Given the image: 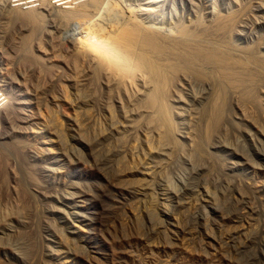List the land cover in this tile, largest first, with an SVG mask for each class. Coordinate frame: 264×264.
Masks as SVG:
<instances>
[{"label": "rangeland", "instance_id": "1", "mask_svg": "<svg viewBox=\"0 0 264 264\" xmlns=\"http://www.w3.org/2000/svg\"><path fill=\"white\" fill-rule=\"evenodd\" d=\"M13 1L0 0V264H264V0H67L92 11L78 21ZM131 14L167 43L185 33L162 79L85 59L90 25Z\"/></svg>", "mask_w": 264, "mask_h": 264}, {"label": "bare ground", "instance_id": "2", "mask_svg": "<svg viewBox=\"0 0 264 264\" xmlns=\"http://www.w3.org/2000/svg\"><path fill=\"white\" fill-rule=\"evenodd\" d=\"M36 1L38 2L39 0H15L12 3H15L14 6H21V8L22 6L23 7L25 6L26 7L25 10L29 11L30 8H34L33 6ZM66 1L67 0H51V3L53 4V6L55 5L56 7H60V8L63 7V10H65L63 12L65 13L64 16L68 21H71V20L78 21L80 19L82 20L90 19L91 15L89 13L91 10L89 11L84 10L85 12L83 11L79 12L78 10L76 13V11H71V8H68L70 10L65 8L68 6L66 5ZM74 1L77 3V5L81 3L80 2L81 0H74ZM91 2L93 3L94 9L95 7L97 8L98 5L100 4H101L100 6L103 5L102 0H91ZM112 11L114 10H111V13H113ZM32 12L30 11V12H26L22 14L25 17L26 15L29 16L30 14H32ZM133 14H131V16L128 17L129 18L128 23L126 21L124 22L120 21L122 23L126 22L125 23L126 25L125 24L121 25L122 23H119V20L118 22L117 20L116 21L114 20L116 23L115 24L113 20L111 21L109 18L110 21L108 23H106L107 21L105 22V19H104L103 22L100 21V23L105 22L104 24H100L98 22L96 24L94 23V25H90V27L87 28L84 37L81 38V44H82L83 54L85 56L86 61L88 62L89 65L94 66L93 69L95 70H93L94 71L93 73H97V74L99 73L98 75H100L101 72L102 74H104V71H105L107 73H110V75L119 76L121 78L124 77L128 79L130 76L132 80L134 77H146L148 79L150 78V79H157V80L165 77L166 68H164V65L166 61H168L169 59L168 57L169 56L171 57V55H169V50L170 51L174 50L176 49L175 47H177V50L181 48L182 46L181 39L183 38V35H185V33L183 34L182 32H180L181 33L180 36H182L180 40L179 38H175L177 36L173 37L174 40L172 44L175 43L174 45H172L171 42H168L170 43L168 44L165 38L163 37L164 38L163 39L162 35L158 34L159 31H157L158 33H156L151 28L145 27L144 23L142 24L138 22L141 20H138L136 18L137 15L135 16ZM113 15L114 14H112V18H113ZM33 17L35 18L36 16H33ZM27 18L29 19V17ZM113 19H116V18H113ZM37 20L39 21V19ZM220 51L218 50L216 52L220 54L221 57H224L222 56ZM176 52L178 53V51ZM2 103H3V100H2ZM5 222L6 221H4V223ZM5 224H6L5 229H8L9 231L12 230L9 227L8 223H5Z\"/></svg>", "mask_w": 264, "mask_h": 264}]
</instances>
